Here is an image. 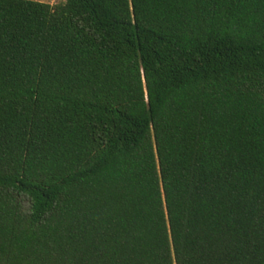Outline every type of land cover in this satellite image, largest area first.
I'll return each instance as SVG.
<instances>
[{"label":"trees","instance_id":"1","mask_svg":"<svg viewBox=\"0 0 264 264\" xmlns=\"http://www.w3.org/2000/svg\"><path fill=\"white\" fill-rule=\"evenodd\" d=\"M0 264H264V0H0Z\"/></svg>","mask_w":264,"mask_h":264},{"label":"rangeland","instance_id":"2","mask_svg":"<svg viewBox=\"0 0 264 264\" xmlns=\"http://www.w3.org/2000/svg\"><path fill=\"white\" fill-rule=\"evenodd\" d=\"M35 1L45 3V4H48L50 6H55V5H58V4L65 2V0H35Z\"/></svg>","mask_w":264,"mask_h":264}]
</instances>
